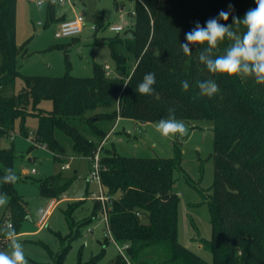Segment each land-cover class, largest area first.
I'll list each match as a JSON object with an SVG mask.
<instances>
[{"label": "trees", "instance_id": "trees-1", "mask_svg": "<svg viewBox=\"0 0 264 264\" xmlns=\"http://www.w3.org/2000/svg\"><path fill=\"white\" fill-rule=\"evenodd\" d=\"M230 3L232 15L240 18L256 7L255 0H135L132 34L108 40L116 75H109L106 66L94 63L91 76L66 73L52 77L20 73L17 0H0V138L12 134L17 119L21 120V135L28 138L25 119L34 114L39 120L35 142L63 160L66 148L58 133L71 140L77 155L92 158L100 144L85 135L82 128L102 143L108 130L101 123L114 125L120 117L158 122L168 118L171 109L178 120H210L213 124L210 156L214 180L208 200L212 237L209 241L200 239L211 252L212 262L178 239L180 197L173 186L176 172L181 173L183 157L179 143H175L171 157H127L113 149L101 155L100 181L112 197L108 209L111 235L106 230L105 240L126 246L111 264H264V85L251 78L212 74L198 60L202 47L191 46V55H185L180 47L196 21L204 25L220 10L227 11ZM54 11L51 5L47 11L50 22ZM220 22L233 23L231 16L227 22ZM95 26H106L103 16L95 17ZM244 30L241 25L239 31ZM230 43L225 39L216 54H223ZM150 72L156 77L154 91L140 95L136 87ZM19 76L22 89L11 93ZM207 79L215 80L220 88L212 98L199 95L196 84ZM185 80L189 83L187 91L181 85ZM44 99L52 101L51 110L40 107ZM15 156L12 147L0 148V193L10 198L6 214L0 218V247L7 239L5 221L10 220L18 234L29 214L15 183H4L2 179ZM70 182L56 175L38 184L43 195L58 198ZM99 206L96 202L93 217ZM76 226L72 221L67 234L55 232L61 243V250L52 254L55 264L64 263L72 242L79 237ZM102 255L77 264H97Z\"/></svg>", "mask_w": 264, "mask_h": 264}, {"label": "rangeland", "instance_id": "rangeland-1", "mask_svg": "<svg viewBox=\"0 0 264 264\" xmlns=\"http://www.w3.org/2000/svg\"><path fill=\"white\" fill-rule=\"evenodd\" d=\"M51 5H54L56 13L66 11L71 18L81 16L84 23L82 32L75 36L56 37L59 23L46 19ZM96 16H103L106 26L93 30ZM134 22L135 0H65L63 3L57 0H17L16 42L21 47L17 56L19 71L22 75L55 77L69 73L73 76H91L94 63H98L107 67L109 75H116L108 40L116 36H130ZM113 25H121L124 29L112 31L109 27ZM131 66L132 60L129 59V70ZM22 85L23 80L19 76L11 93L20 92ZM40 107L49 111L52 101L44 99ZM28 108L32 111V104ZM183 122L188 128L187 135L165 137L157 131V122L143 123L120 117L114 125L112 122L101 123L105 130L111 128L102 143L88 129H82L97 145L102 144L101 151L98 147L94 155L97 152L102 155L105 150L113 149L127 157H171L174 155V144L179 143L183 157L181 173L176 172L173 186V191L180 197L178 239L204 260L212 262L211 252L204 248L200 239L209 241L212 237L208 200L214 180V162L210 156L213 151V124L210 120ZM38 125L36 115L26 117L25 128L29 136L36 132ZM20 127L21 120L17 119L13 136L0 138V148L12 147L16 155L11 167L18 177L14 186L26 201L29 215L21 222L15 239L22 243L28 264H55L53 255L61 250L55 232L67 234L72 221L77 224L75 230L79 229L80 235L72 242L63 264H77L79 260L87 262L102 253L97 264H111L119 249L113 240H105L106 221L100 211L102 202L98 199L101 194L110 196L109 189L93 175V160L77 155L71 140L58 133L67 156L64 161L59 160L44 145L21 135ZM66 163L69 168L62 169L61 166ZM32 169L35 172H31ZM56 175L71 181L63 192L66 199L59 202L40 225L41 212L52 198L42 194L38 183ZM111 200L112 197L107 202L108 206ZM96 202L100 206L97 216L93 217ZM7 206L0 207V218L6 214ZM81 221L85 222L79 226ZM8 223L12 224L6 220L5 229L11 228ZM0 251L11 253L8 239L4 240Z\"/></svg>", "mask_w": 264, "mask_h": 264}, {"label": "clouds", "instance_id": "clouds-1", "mask_svg": "<svg viewBox=\"0 0 264 264\" xmlns=\"http://www.w3.org/2000/svg\"><path fill=\"white\" fill-rule=\"evenodd\" d=\"M255 4L256 7L248 9L242 18L232 15L234 8L230 3L227 11L220 10L217 17L209 18L204 25L196 21L194 27L185 34L186 42L180 44L183 53L191 55V46L202 47L198 60L208 72L241 80L251 78L256 84L264 85V0H255ZM230 16L233 21L231 25L220 22H227ZM241 25L245 29L242 33L239 31ZM225 39L231 43L223 54L217 55L216 50ZM155 83V73H146L137 85L136 92L151 95ZM196 84L201 96L212 98L220 91L213 79L197 81ZM181 85L184 91L189 89L188 81H182ZM156 129L165 137L188 134L185 123L176 119L171 109L168 118L157 122ZM2 179L4 183L14 184L18 177L11 168H7ZM9 199L6 193H0V207L6 206ZM4 233L10 241L11 253L0 251V264H28L22 243L15 239V229H5Z\"/></svg>", "mask_w": 264, "mask_h": 264}, {"label": "built area", "instance_id": "built-area-1", "mask_svg": "<svg viewBox=\"0 0 264 264\" xmlns=\"http://www.w3.org/2000/svg\"><path fill=\"white\" fill-rule=\"evenodd\" d=\"M57 1H58V3H63L65 0H57ZM83 26H84L83 19L80 16H76V17H73L70 19L63 20L62 22L59 23L58 29L55 32V36L60 38V37H69V36L78 35L82 32ZM109 28H110V30L116 31V32L122 31L124 29L121 25H116V26L113 25V26H110ZM92 29L95 30L96 26L93 25ZM107 73H108V70H107ZM11 136H13V135L11 134ZM28 139L33 140L34 139V133L33 134L31 133V135L28 137ZM101 146H102V144L99 146V150H100V148H102ZM91 160H93V162H94L93 175L99 180V182H101L100 181V168H101V165H100L101 154H100V152H97L91 158ZM61 168L67 169V168H69V164L68 163L63 164L61 166ZM31 172H35V169H32ZM98 199H100L102 202L100 211H101V215L104 217V219L106 221V230H107L108 234L111 235L110 230L108 228V209H109V206L107 204V202L110 201L111 197L108 195L101 194V196H99ZM56 203L57 202L55 201V199H52L50 201V203L48 204V206L43 210L41 217L39 219V223L41 225L46 221L47 216L49 215L51 209L56 205ZM7 225L9 227L12 226L11 223H8ZM117 247L119 249V252L124 253L123 251L126 248V246L117 245ZM127 264H131V263L128 261Z\"/></svg>", "mask_w": 264, "mask_h": 264}, {"label": "crops", "instance_id": "crops-1", "mask_svg": "<svg viewBox=\"0 0 264 264\" xmlns=\"http://www.w3.org/2000/svg\"><path fill=\"white\" fill-rule=\"evenodd\" d=\"M76 17V16H75ZM81 17V16H80ZM71 18V16L70 15H68V12H66V11H63V12H58V13H56V11H54V14H53V19H52V21H57V24L58 23H60V22H62L63 20H66V19H70ZM73 18V17H72ZM46 19H47V13H46ZM103 19H104V22L106 23V20H105V18L103 17ZM59 25V24H58ZM111 129V128H110ZM109 129V130H110ZM108 130V131H109ZM67 156H65V158H66ZM64 161V160H63ZM52 199H55V201L57 202L56 203V205L59 203V202H61L62 200H64V199H66V197H64V194L61 196V198L60 199H58V200H56V198H52ZM51 199V200H52ZM50 200V201H51ZM50 203V202H49ZM56 205L51 209V211H50V213L52 212V210L56 207ZM48 206V205H47ZM42 212H43V210H42ZM42 212H41V214H42ZM49 213V214H50ZM29 215V214H28ZM49 216V215H48ZM47 216V217H48ZM41 217V216H40ZM40 219V218H39ZM38 223H39V220H38ZM40 224V223H39ZM41 225V224H40Z\"/></svg>", "mask_w": 264, "mask_h": 264}]
</instances>
